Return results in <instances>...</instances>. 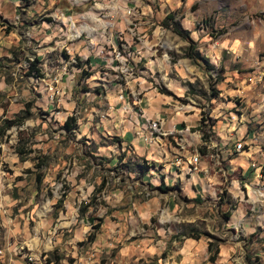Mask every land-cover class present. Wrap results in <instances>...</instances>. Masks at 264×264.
Instances as JSON below:
<instances>
[{
	"label": "rangeland",
	"instance_id": "obj_1",
	"mask_svg": "<svg viewBox=\"0 0 264 264\" xmlns=\"http://www.w3.org/2000/svg\"><path fill=\"white\" fill-rule=\"evenodd\" d=\"M15 118L0 264H264V0H0Z\"/></svg>",
	"mask_w": 264,
	"mask_h": 264
},
{
	"label": "trees",
	"instance_id": "obj_2",
	"mask_svg": "<svg viewBox=\"0 0 264 264\" xmlns=\"http://www.w3.org/2000/svg\"><path fill=\"white\" fill-rule=\"evenodd\" d=\"M190 57L192 56V53L188 54ZM31 69H34L36 71V73H39L40 74V69L35 65V62H32V66H31ZM72 116H69V119H71ZM23 118H15V119H6L5 120V125L3 128H1L0 130V133H2L4 131V129L14 125V124H18L20 122H22ZM66 125H68V120L66 119ZM208 135H204V139H207ZM149 165L147 164L146 165V168L148 167ZM228 213L226 214V217H228ZM94 235V233L92 234ZM188 236H193L195 238H198L199 237V234H188ZM94 237V236H92ZM213 244L212 243H209V252L212 251L209 256H208V259L209 260H214L216 258V255L219 251V248L218 246H212Z\"/></svg>",
	"mask_w": 264,
	"mask_h": 264
},
{
	"label": "built area",
	"instance_id": "obj_3",
	"mask_svg": "<svg viewBox=\"0 0 264 264\" xmlns=\"http://www.w3.org/2000/svg\"><path fill=\"white\" fill-rule=\"evenodd\" d=\"M147 126L150 128L152 134L147 135L146 138L151 143L152 140H154V138L152 137L153 134H155L154 132L163 133V130L161 129L163 126H156V119H147ZM240 147H242V142L241 141L236 142L234 148L240 149ZM183 162L188 171H193L195 169V157H193L191 154L188 155V157L184 159Z\"/></svg>",
	"mask_w": 264,
	"mask_h": 264
},
{
	"label": "bare ground",
	"instance_id": "obj_4",
	"mask_svg": "<svg viewBox=\"0 0 264 264\" xmlns=\"http://www.w3.org/2000/svg\"><path fill=\"white\" fill-rule=\"evenodd\" d=\"M156 126H157V122H156ZM194 157H195V165H198V163H199V155L197 154Z\"/></svg>",
	"mask_w": 264,
	"mask_h": 264
},
{
	"label": "crops",
	"instance_id": "obj_5",
	"mask_svg": "<svg viewBox=\"0 0 264 264\" xmlns=\"http://www.w3.org/2000/svg\"><path fill=\"white\" fill-rule=\"evenodd\" d=\"M177 125V124H176ZM177 127V126H176ZM179 165V163H177Z\"/></svg>",
	"mask_w": 264,
	"mask_h": 264
}]
</instances>
